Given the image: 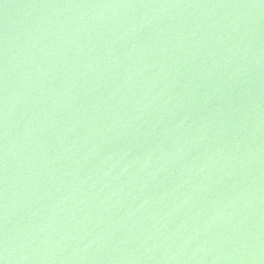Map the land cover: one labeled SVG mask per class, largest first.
Instances as JSON below:
<instances>
[{
	"label": "water",
	"instance_id": "water-1",
	"mask_svg": "<svg viewBox=\"0 0 264 264\" xmlns=\"http://www.w3.org/2000/svg\"><path fill=\"white\" fill-rule=\"evenodd\" d=\"M0 264H264V0H0Z\"/></svg>",
	"mask_w": 264,
	"mask_h": 264
}]
</instances>
